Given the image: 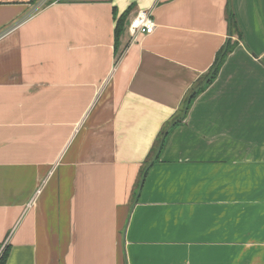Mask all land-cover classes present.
<instances>
[{
	"label": "crops",
	"instance_id": "crops-1",
	"mask_svg": "<svg viewBox=\"0 0 264 264\" xmlns=\"http://www.w3.org/2000/svg\"><path fill=\"white\" fill-rule=\"evenodd\" d=\"M139 11L155 32L134 39ZM5 250L264 264V0H0Z\"/></svg>",
	"mask_w": 264,
	"mask_h": 264
},
{
	"label": "trees",
	"instance_id": "trees-1",
	"mask_svg": "<svg viewBox=\"0 0 264 264\" xmlns=\"http://www.w3.org/2000/svg\"><path fill=\"white\" fill-rule=\"evenodd\" d=\"M228 11L230 13V16H229V24H230V27H231V34H233V33H237L238 34V28L236 26V22H235V18H234V13L230 9ZM120 25H121V21H119L118 22V25H117V30L119 31L118 35L120 34V31H121L120 30V27H119ZM228 47H229V44H228V46H226V48H223L222 51L219 53V56L216 59L217 61L215 63V66H214V68L211 71L212 73L210 75V80L207 82V84L205 86H202L198 90V92L202 91L205 87H207V85L218 74V72L220 71V68L223 66L225 55H227V53H229L230 48H228ZM197 93H195V92H194V94L192 93L193 95L190 97V99L187 102H185L186 103V110H188L191 107V104L193 103L194 99L197 97ZM7 257H8V250H5V252L3 253V255L0 257V264H7L6 263Z\"/></svg>",
	"mask_w": 264,
	"mask_h": 264
},
{
	"label": "built area",
	"instance_id": "built-area-1",
	"mask_svg": "<svg viewBox=\"0 0 264 264\" xmlns=\"http://www.w3.org/2000/svg\"><path fill=\"white\" fill-rule=\"evenodd\" d=\"M155 24L152 13L139 11V15L133 20L130 30L134 39L139 36L152 35L155 32Z\"/></svg>",
	"mask_w": 264,
	"mask_h": 264
},
{
	"label": "rangeland",
	"instance_id": "rangeland-1",
	"mask_svg": "<svg viewBox=\"0 0 264 264\" xmlns=\"http://www.w3.org/2000/svg\"><path fill=\"white\" fill-rule=\"evenodd\" d=\"M211 73H212V72H210L209 74L206 75V77H208L207 80L210 79V75H211ZM207 80H206V81H207ZM205 83H206V82H205ZM205 83H203L202 85H204ZM198 89H199V87H196V90H198ZM183 108H186V103L184 104Z\"/></svg>",
	"mask_w": 264,
	"mask_h": 264
}]
</instances>
